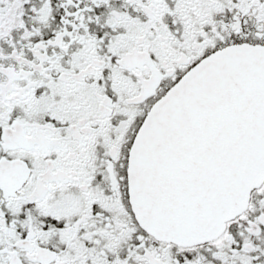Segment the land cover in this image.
<instances>
[{
  "label": "snow or ice",
  "instance_id": "snow-or-ice-1",
  "mask_svg": "<svg viewBox=\"0 0 264 264\" xmlns=\"http://www.w3.org/2000/svg\"><path fill=\"white\" fill-rule=\"evenodd\" d=\"M0 264H264V0H0Z\"/></svg>",
  "mask_w": 264,
  "mask_h": 264
}]
</instances>
